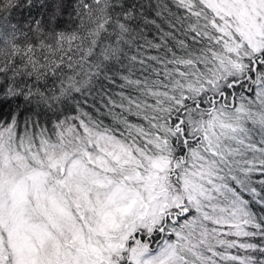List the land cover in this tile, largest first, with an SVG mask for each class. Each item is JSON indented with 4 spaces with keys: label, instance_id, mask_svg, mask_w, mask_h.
Instances as JSON below:
<instances>
[{
    "label": "snow or ice",
    "instance_id": "snow-or-ice-1",
    "mask_svg": "<svg viewBox=\"0 0 264 264\" xmlns=\"http://www.w3.org/2000/svg\"><path fill=\"white\" fill-rule=\"evenodd\" d=\"M0 264H264V0H0Z\"/></svg>",
    "mask_w": 264,
    "mask_h": 264
}]
</instances>
